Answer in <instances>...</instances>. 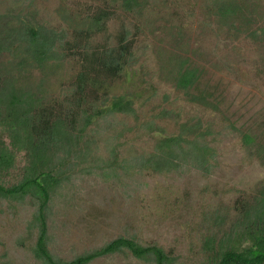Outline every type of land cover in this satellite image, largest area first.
I'll list each match as a JSON object with an SVG mask.
<instances>
[{
    "label": "rangeland",
    "instance_id": "rangeland-1",
    "mask_svg": "<svg viewBox=\"0 0 264 264\" xmlns=\"http://www.w3.org/2000/svg\"><path fill=\"white\" fill-rule=\"evenodd\" d=\"M140 1L141 13L127 14L121 0H115L107 33L91 40L95 45L109 39L113 45L120 23L131 34L139 29L126 74L112 84L109 95L131 101L136 118L112 114L95 119L85 135L95 161L77 168L52 198L48 250L64 261L125 237L142 246L173 250L175 264H202L203 238L218 232L208 218L227 216L221 226L227 231L235 199L242 192L252 194L264 179V159L251 156L242 142L264 119V42L219 28L206 11L209 0ZM253 1L264 22V0ZM101 2L0 0V14L59 31L66 27L60 9L84 13L87 6ZM179 57L190 58L201 70L198 89L218 112L187 102L174 87L170 63ZM76 68L73 61L63 64L58 79L65 85L60 89L64 94ZM59 87L56 81L54 88ZM191 119L209 131L203 139L213 151L208 174L190 166L153 174L134 165L153 151L158 138L177 134L179 125ZM112 148L118 153L114 169L107 166ZM23 166V154H17L15 168L3 177L6 186L20 179ZM34 210L28 200L0 199V264H38L30 251L36 239L30 226ZM90 264L145 263L126 253Z\"/></svg>",
    "mask_w": 264,
    "mask_h": 264
},
{
    "label": "trees",
    "instance_id": "trees-1",
    "mask_svg": "<svg viewBox=\"0 0 264 264\" xmlns=\"http://www.w3.org/2000/svg\"><path fill=\"white\" fill-rule=\"evenodd\" d=\"M114 2L103 0L97 6L89 5L84 13L60 9L66 27L59 31L18 15L0 14V199L16 203L28 200L35 208L30 226L36 230V239L30 251L38 264H90L99 258L126 253L145 264L176 261L173 250L142 246L125 237L70 261L58 259L48 250L52 198L70 182L77 168L88 160L95 161L91 144L85 140L89 127L106 115L136 118L131 101L109 95L112 84L126 74L139 29L135 27L131 34L120 23L113 45L109 39L91 43L107 33V26L115 17ZM143 4L140 0H121L120 6L127 14H140ZM206 11L219 28L237 37L264 42V22L259 19L256 1L209 0ZM66 61H73L77 68L64 94L60 89L65 85L58 77ZM170 65L174 87L187 102L219 111L198 89L201 70L190 58L179 57ZM56 81L59 90L54 88ZM256 127L242 136V142L251 156L263 160L264 119ZM208 134V130H201L199 120L181 123L177 134L158 138L153 151L134 165L153 174L177 172L188 166L208 174L213 161V151L203 141ZM20 153L24 158L20 179L6 186L3 177L15 168L16 155ZM110 155L112 160L107 166L114 169L117 150L112 148ZM233 210L227 231L221 230L227 216L216 214L208 218L218 232L204 236L202 264H264V179L252 194L240 193Z\"/></svg>",
    "mask_w": 264,
    "mask_h": 264
}]
</instances>
